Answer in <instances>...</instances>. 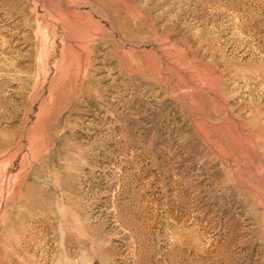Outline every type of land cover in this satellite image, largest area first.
<instances>
[{
  "label": "rangeland",
  "instance_id": "obj_1",
  "mask_svg": "<svg viewBox=\"0 0 264 264\" xmlns=\"http://www.w3.org/2000/svg\"><path fill=\"white\" fill-rule=\"evenodd\" d=\"M0 264H264V0H0Z\"/></svg>",
  "mask_w": 264,
  "mask_h": 264
}]
</instances>
